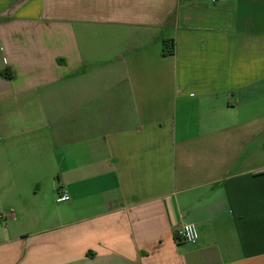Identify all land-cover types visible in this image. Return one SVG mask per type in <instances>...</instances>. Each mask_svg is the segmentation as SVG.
Here are the masks:
<instances>
[{
  "label": "crops",
  "instance_id": "0c3cea01",
  "mask_svg": "<svg viewBox=\"0 0 264 264\" xmlns=\"http://www.w3.org/2000/svg\"><path fill=\"white\" fill-rule=\"evenodd\" d=\"M0 264H264V0H0Z\"/></svg>",
  "mask_w": 264,
  "mask_h": 264
},
{
  "label": "built area",
  "instance_id": "2783aa9c",
  "mask_svg": "<svg viewBox=\"0 0 264 264\" xmlns=\"http://www.w3.org/2000/svg\"><path fill=\"white\" fill-rule=\"evenodd\" d=\"M69 199H70V195L65 191L60 192L56 198L57 201H67ZM189 227H191L192 229L191 233L189 231ZM176 234L186 243H194L198 239V231H197L195 223L193 222L183 223L178 228Z\"/></svg>",
  "mask_w": 264,
  "mask_h": 264
},
{
  "label": "trees",
  "instance_id": "16d2710c",
  "mask_svg": "<svg viewBox=\"0 0 264 264\" xmlns=\"http://www.w3.org/2000/svg\"><path fill=\"white\" fill-rule=\"evenodd\" d=\"M173 51H174V45H173V43L168 44V40H164V42H163V48H162V53L163 54H171V53H173ZM3 74L5 76H7V77H11V72H10L9 69H5L3 71ZM176 238H180V237L177 236Z\"/></svg>",
  "mask_w": 264,
  "mask_h": 264
},
{
  "label": "clouds",
  "instance_id": "9594fccd",
  "mask_svg": "<svg viewBox=\"0 0 264 264\" xmlns=\"http://www.w3.org/2000/svg\"><path fill=\"white\" fill-rule=\"evenodd\" d=\"M189 231H190V233L192 232V229H191V227H189Z\"/></svg>",
  "mask_w": 264,
  "mask_h": 264
}]
</instances>
